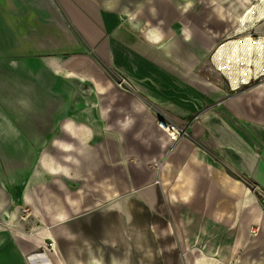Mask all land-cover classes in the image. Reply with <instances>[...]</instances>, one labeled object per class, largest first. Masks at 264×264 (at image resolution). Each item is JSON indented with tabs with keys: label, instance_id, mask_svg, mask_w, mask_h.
<instances>
[{
	"label": "crops",
	"instance_id": "0c3cea01",
	"mask_svg": "<svg viewBox=\"0 0 264 264\" xmlns=\"http://www.w3.org/2000/svg\"><path fill=\"white\" fill-rule=\"evenodd\" d=\"M245 7L0 0V264H53L21 245L44 239L63 264H133L138 242L148 250L168 231L170 204L202 206L193 216L214 205L225 218L261 214L257 236L215 234L210 255L194 250L188 264H264V100L247 95L264 77L234 90L213 64L224 41L264 36V19L238 31ZM120 79L132 90L117 89ZM161 117L190 131L168 154L160 130L142 137ZM175 172L189 192L167 191L163 176ZM25 208L49 229L36 241L12 234Z\"/></svg>",
	"mask_w": 264,
	"mask_h": 264
},
{
	"label": "rangeland",
	"instance_id": "374dc122",
	"mask_svg": "<svg viewBox=\"0 0 264 264\" xmlns=\"http://www.w3.org/2000/svg\"><path fill=\"white\" fill-rule=\"evenodd\" d=\"M202 0H200L201 2ZM259 0L253 1L249 6H259ZM245 10V9H244ZM257 39V38H255ZM259 39V38H258ZM119 81H117L116 87L119 90H126L124 87L122 88L119 85ZM130 85V84H129ZM131 86V85H130ZM132 88V86H131ZM127 91V90H126ZM130 91V90H129ZM128 91V92H129ZM247 92V91H246ZM231 92H227L226 94H230ZM242 94L244 92H241ZM210 94V93H209ZM249 97L252 98H259V102L264 100V85H256L252 90L248 91L247 94ZM206 96V94H204ZM261 108V107H259ZM206 109V108H205ZM166 118V117H164ZM158 127L152 126L151 128H147L142 135L144 139L149 136L157 135L158 137L161 136L163 133L165 136L166 134L161 131L160 133ZM134 132V130H133ZM156 136V137H157ZM157 137V138H158ZM145 140H143L144 142ZM132 146L136 151L141 153H149L150 155L156 153L158 151V147L156 143L153 144H144L140 142H131ZM176 146H172L171 143L167 144L166 154L169 151H172L173 148ZM186 174L179 172V175L166 173L163 176L166 180L165 188L167 191L170 192H180L183 193L189 192V185L186 182ZM210 185V179H209ZM177 190V191H176ZM182 203V202H180ZM215 210L217 213H213L212 215H206L204 212L201 214H196V216L192 215L193 212H197L202 206H193L190 204H180L178 206L171 205L169 206L170 214H169V229L168 231L165 230L159 232L158 235H154L152 242H150L149 249L147 243L138 242V246L133 247L134 258L133 264H136L139 261V264H188L190 260L194 258V250L202 249L207 254L210 255L211 249L214 247V240L215 234H222L228 230H244L249 229L250 233L252 229H258L260 232V228H262L260 223L253 222L255 218H259L260 220V213L255 214L248 212L247 210H238L232 212L228 218H225V215L219 213L221 212V207L219 205H214ZM213 208V206H212ZM211 208V209H212ZM172 211V212H171ZM30 210L28 211L26 208L22 209L21 211V218L20 222L24 223V226L21 230H17L12 228V234L18 241L26 242V241H36L38 238L42 237L44 234L49 233V229L46 227L45 224H41L40 228H36L30 222L32 218H35L32 214H30ZM212 216V218H211ZM217 216V218H215ZM33 221V220H32ZM34 228V229H33ZM234 228V229H231ZM258 232V233H259ZM162 234V235H161ZM217 238V236H216ZM221 238V236H219ZM45 240V239H44ZM37 242V243H22L21 245L24 246L26 250V256L33 255V254H46L50 261L53 264H63L61 259L53 258L55 249L57 245L54 242L44 241ZM134 249L136 251H134ZM136 254H138L136 257ZM55 257V256H54ZM44 258L47 261V257L44 255ZM48 262V261H47ZM41 264V263H39ZM95 264H100V262H96Z\"/></svg>",
	"mask_w": 264,
	"mask_h": 264
},
{
	"label": "bare ground",
	"instance_id": "6f19581e",
	"mask_svg": "<svg viewBox=\"0 0 264 264\" xmlns=\"http://www.w3.org/2000/svg\"><path fill=\"white\" fill-rule=\"evenodd\" d=\"M241 1L246 7L238 16L241 25L238 31L264 19V0H259V6L253 7L249 6L250 0ZM213 64L231 82L232 89H240L241 85H251L257 78L264 77V36L253 39L250 35H245L224 41L213 55ZM47 264L51 263L48 261Z\"/></svg>",
	"mask_w": 264,
	"mask_h": 264
},
{
	"label": "built area",
	"instance_id": "2783aa9c",
	"mask_svg": "<svg viewBox=\"0 0 264 264\" xmlns=\"http://www.w3.org/2000/svg\"><path fill=\"white\" fill-rule=\"evenodd\" d=\"M119 85L122 88L124 87L127 91L132 90L131 86L127 84L124 79H120ZM156 126L166 134L172 146H176L182 139L190 137L188 127L176 125L164 117H161L156 121ZM258 232V229L251 230L253 236H257Z\"/></svg>",
	"mask_w": 264,
	"mask_h": 264
},
{
	"label": "clouds",
	"instance_id": "9594fccd",
	"mask_svg": "<svg viewBox=\"0 0 264 264\" xmlns=\"http://www.w3.org/2000/svg\"><path fill=\"white\" fill-rule=\"evenodd\" d=\"M131 124H132V121L131 120H128V121L125 122L124 127L125 128L130 127Z\"/></svg>",
	"mask_w": 264,
	"mask_h": 264
}]
</instances>
